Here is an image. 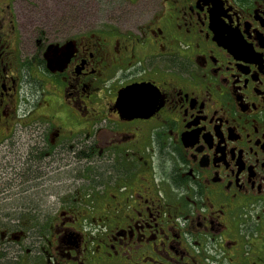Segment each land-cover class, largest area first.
<instances>
[{
    "label": "flooded vegetation",
    "instance_id": "obj_1",
    "mask_svg": "<svg viewBox=\"0 0 264 264\" xmlns=\"http://www.w3.org/2000/svg\"><path fill=\"white\" fill-rule=\"evenodd\" d=\"M14 1L0 264H264V0H101L96 26L21 27ZM29 193L54 208L11 202Z\"/></svg>",
    "mask_w": 264,
    "mask_h": 264
},
{
    "label": "rangeland",
    "instance_id": "obj_2",
    "mask_svg": "<svg viewBox=\"0 0 264 264\" xmlns=\"http://www.w3.org/2000/svg\"><path fill=\"white\" fill-rule=\"evenodd\" d=\"M14 5L16 6V14L18 16V25L21 27L23 26V21L21 18H25V21H28V19H34L38 20L41 17H68L71 15V13L74 15L75 18H81V17H89L95 22V26L100 23V19L106 14V8L101 3V0H25V1H19L15 0ZM14 162V166L10 164V161ZM51 160V159H50ZM16 164V165H15ZM20 165V159L18 157H15L13 153H11L7 147L4 145V143L0 144V176H2V181H0V188L10 185L9 182L4 179V170L8 171H15V169H18V166ZM17 166V167H15ZM76 171L79 169V164L75 165ZM71 167V166H70ZM27 171L29 167H26ZM78 170V171H79ZM77 171V172H78ZM53 175L56 174V171H52ZM75 172V171H74ZM11 175V174H10ZM10 175H6V177H10ZM34 176L38 177L37 174ZM39 180V179H38ZM21 181L13 182L12 186L16 187ZM55 186V185H54ZM83 181L77 179L76 183L73 182L66 184V183H59L58 192H63L61 195V198H73L72 194L73 192H80L83 193ZM2 190L0 191V193ZM8 196V193L6 195H0V198ZM60 197V196H59ZM8 202L9 199H0V208L2 207L3 203ZM12 203H19V204H34L37 207L42 208H54L53 205L54 202L49 199H39V196L37 194L31 195L29 193L28 195H19L14 196L12 195L11 199ZM9 206V205H8ZM6 208H9V207ZM50 210V209H49ZM53 212L52 210H50ZM6 215L0 216V226L2 229H5L8 219ZM1 234V232H0ZM11 235V234H10ZM18 235V234H17ZM12 237V235H11ZM13 240H16L12 237Z\"/></svg>",
    "mask_w": 264,
    "mask_h": 264
},
{
    "label": "trees",
    "instance_id": "obj_3",
    "mask_svg": "<svg viewBox=\"0 0 264 264\" xmlns=\"http://www.w3.org/2000/svg\"><path fill=\"white\" fill-rule=\"evenodd\" d=\"M0 240H1V234H0Z\"/></svg>",
    "mask_w": 264,
    "mask_h": 264
}]
</instances>
